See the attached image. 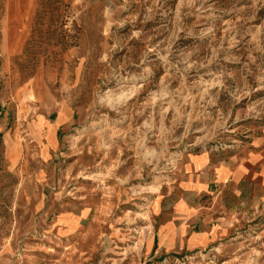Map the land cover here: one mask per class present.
Wrapping results in <instances>:
<instances>
[{
  "label": "rangeland",
  "instance_id": "374dc122",
  "mask_svg": "<svg viewBox=\"0 0 264 264\" xmlns=\"http://www.w3.org/2000/svg\"><path fill=\"white\" fill-rule=\"evenodd\" d=\"M37 74L51 102L19 97ZM0 103V264H264L262 208L160 249L187 154L264 123V0H0ZM43 109L48 161L17 119Z\"/></svg>",
  "mask_w": 264,
  "mask_h": 264
},
{
  "label": "crops",
  "instance_id": "0c3cea01",
  "mask_svg": "<svg viewBox=\"0 0 264 264\" xmlns=\"http://www.w3.org/2000/svg\"><path fill=\"white\" fill-rule=\"evenodd\" d=\"M45 76L37 74L25 80L19 97L28 102L31 95L40 96L51 102ZM17 119L26 122L43 160H50L60 146L58 134L67 123L65 116L51 109L22 110ZM249 207L264 209V123L239 152L203 150L187 154L185 170L167 207L172 219L160 229V249L173 251L214 243L223 231L231 230L230 216L241 215Z\"/></svg>",
  "mask_w": 264,
  "mask_h": 264
},
{
  "label": "trees",
  "instance_id": "16d2710c",
  "mask_svg": "<svg viewBox=\"0 0 264 264\" xmlns=\"http://www.w3.org/2000/svg\"><path fill=\"white\" fill-rule=\"evenodd\" d=\"M0 109H1V103H0Z\"/></svg>",
  "mask_w": 264,
  "mask_h": 264
}]
</instances>
